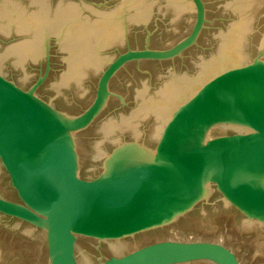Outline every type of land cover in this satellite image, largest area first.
I'll list each match as a JSON object with an SVG mask.
<instances>
[{
	"label": "water",
	"instance_id": "95a60500",
	"mask_svg": "<svg viewBox=\"0 0 264 264\" xmlns=\"http://www.w3.org/2000/svg\"><path fill=\"white\" fill-rule=\"evenodd\" d=\"M0 264H264V0H0Z\"/></svg>",
	"mask_w": 264,
	"mask_h": 264
},
{
	"label": "flooded vegetation",
	"instance_id": "af4514ba",
	"mask_svg": "<svg viewBox=\"0 0 264 264\" xmlns=\"http://www.w3.org/2000/svg\"><path fill=\"white\" fill-rule=\"evenodd\" d=\"M110 62H111V61H110ZM110 62H109V63H110ZM107 65H108V64H107ZM107 65H106V66H107ZM103 70H104V69H103Z\"/></svg>",
	"mask_w": 264,
	"mask_h": 264
}]
</instances>
